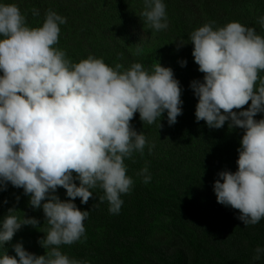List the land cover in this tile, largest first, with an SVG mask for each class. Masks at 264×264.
Returning a JSON list of instances; mask_svg holds the SVG:
<instances>
[{
    "label": "clouds",
    "instance_id": "9594fccd",
    "mask_svg": "<svg viewBox=\"0 0 264 264\" xmlns=\"http://www.w3.org/2000/svg\"><path fill=\"white\" fill-rule=\"evenodd\" d=\"M143 6L148 28L159 32L169 27L162 0H143ZM32 13L39 15L35 8ZM66 22L49 9L41 27H29L15 3H0V191L8 183L22 188L33 209L42 207L49 225L38 241L46 255L37 256L17 243L16 255L6 251L0 264H87L60 251L61 245L85 236L90 212L72 201L80 198L87 204L91 189L99 187L104 195L93 208L106 200L109 212L119 214L121 194H128L134 184L124 161L134 152L143 154L146 146L144 133L131 125L134 115L138 112L151 125L167 112L169 126L182 115V89L171 68L156 62L149 72L133 63L121 71L123 65L113 68L93 56L72 63L54 47ZM258 22L264 27V17ZM214 23L190 34L194 61L204 74L203 82L190 84L198 98L195 117L210 129L228 122L230 129L244 130L238 170L220 172L214 192L218 203L239 211L237 219L246 227L254 226L264 218V119H255L264 113V78L259 76L264 71V37L239 22L216 30ZM185 45L179 40L177 50ZM180 64L184 67L187 61ZM137 175L150 183L147 165ZM59 188L66 190L68 201L55 194ZM16 212L9 209L0 222L2 246L22 226L39 224ZM255 253L253 260H259L264 248L257 247Z\"/></svg>",
    "mask_w": 264,
    "mask_h": 264
},
{
    "label": "trees",
    "instance_id": "16d2710c",
    "mask_svg": "<svg viewBox=\"0 0 264 264\" xmlns=\"http://www.w3.org/2000/svg\"><path fill=\"white\" fill-rule=\"evenodd\" d=\"M162 2L172 10L171 0ZM0 3H15L25 15L27 25L33 28L43 25L49 9L65 17L67 22L60 25L59 43L54 47L64 51L66 58L72 63H79L93 56L103 59L113 68L116 64L123 65L121 71L130 68L133 63H140L145 70L151 72L153 65L159 62L163 67L170 65L175 70L176 77H204L194 61V46L190 44V37L186 39L187 45L183 50H180L182 47L177 50V44L171 41L172 36L177 39L188 37L193 28L183 19L180 21L169 17V27L166 30L153 32L141 16L144 10L143 0H0ZM189 6L196 11L197 22H219L218 25L213 24L214 30L230 22H239L246 27L255 28L256 33L264 37V27L258 22L264 17V0H199V4ZM34 8L39 15H33ZM170 55H174L179 63L169 64L173 59L169 61ZM184 60L187 65L182 67L180 61ZM0 75L3 73L0 72ZM259 76L264 78V71ZM187 84L190 85L183 82L186 87ZM189 103L191 105L190 100ZM250 103L245 106L246 110ZM195 112L196 108L191 110L186 105L185 111V106H182V115L177 117V122L186 125V132H191L194 139L185 149L200 156L192 166L194 173L186 175L189 178L184 192H179L177 183L165 182L169 197L164 199L156 193L158 188L152 189L143 182L142 176L129 172L136 168L126 158V175L133 179L134 184L128 194H121L123 204L119 214L109 212L106 200L98 208H93L99 203L98 197L104 195L99 187L91 189L93 197L87 204H82L81 199L76 198L72 202L81 211L90 212L84 221L85 236L81 237L80 242L61 245L60 251L63 254L78 261L85 258L98 261L103 250L108 256L106 264H264V253L260 254L259 260H253L255 249L264 248V218L258 224L246 227L237 219L238 210L211 201L215 199L214 183L219 175L212 174L214 166L201 152L204 149L209 153H218L219 159L231 164L236 172L238 149L241 147L244 130L230 129L227 123L222 135V132L210 129L205 121L197 122ZM255 119H264V113L258 114ZM131 125L137 133H144L146 142H149L145 146V153L150 144L164 146L163 138H171L177 126H169L167 112L151 125L144 124L137 112ZM201 131L202 136L200 134L197 137L196 132ZM169 143L175 144L174 141ZM174 171L181 174L178 166ZM174 171L170 170V175ZM75 183L79 186L78 180ZM189 183L195 187L193 192L188 187ZM55 194L61 201L70 199L64 188H59ZM29 201L30 196L11 183H8L7 190L0 191V222L12 208L20 218L35 216L39 221L36 227L22 226L21 235L17 239L13 238L5 246L0 245V258L6 251L8 255L15 256L13 245L17 243H22L26 251L37 256L46 255V249L38 241L45 237L49 225L42 207L33 209ZM158 220L160 222L156 224ZM158 227L168 237L175 235L172 245L155 247L153 241ZM99 230L103 231V235L96 245L97 242L91 237Z\"/></svg>",
    "mask_w": 264,
    "mask_h": 264
},
{
    "label": "rangeland",
    "instance_id": "374dc122",
    "mask_svg": "<svg viewBox=\"0 0 264 264\" xmlns=\"http://www.w3.org/2000/svg\"><path fill=\"white\" fill-rule=\"evenodd\" d=\"M133 2V0H131ZM204 1V0H202ZM219 2H222L224 0H216ZM199 4V0H171V6H172V10L169 7H166V14L167 17H174V19H180V21L183 19V21H187L188 25L193 28V31L198 29L199 27L204 25V21L203 22H197V18H196V14H195V10H192V8H190L189 5L192 4ZM216 25L219 24V22L215 23ZM195 28V29H194ZM192 32L189 33L188 37L182 36L179 37L180 39H177L176 36H172L171 41L175 42L176 44L179 43V40H183L184 43L187 42V38L189 39L190 34ZM184 46L180 49L183 50ZM177 49V47H176ZM171 53H173V51H170ZM178 54L180 55V52L178 51ZM171 58L169 59V61L172 59L171 63L169 64H173V63H179V61L175 58L174 55H170ZM177 67H179V65H177ZM167 68H171L174 72V78L177 79L180 82V86L182 89V95H181V99L183 101L182 106H185V111H186V105H188L190 107V109L192 110V108H196L197 104H198V98L194 95V91L191 89L190 85L187 84V87L185 85H183V82H188L189 84H191V82L195 81V80H199L201 82H203V78L204 77H199V76H191L189 75V77H183V79L181 77H176L175 74V70L169 65L167 66ZM259 84V81L257 82V86ZM189 100L191 102V105L189 103ZM242 110H246V108L242 109ZM234 111H240V110H234ZM227 123L225 124V126L221 129H215L218 133H221L222 131H225V127L227 128ZM177 125V126H176ZM176 129L172 135L171 138H166L164 137L163 139V143L165 144L164 146H162V144L159 145H154V147H152V151L151 153H149V147L152 146V144H150V146H148L147 148V152L145 153V151H143V154H141L140 152H134L133 153V157L130 159V161L134 164V167L136 169H132V171L129 170V172H132L134 174H138L139 170H142L146 165L148 167V172L151 175V181L150 183H147L150 187H152V189L154 188H158V191L156 193H159V195H161V197H169L167 196L166 191H168L167 187L165 186V182H172V184L177 183L178 185V189L179 192L183 193L184 192V188L187 185L186 180L189 177H186V175L190 174L192 175L193 172V164L194 162H196L195 160H197L200 156L199 154L197 155L196 152L193 151H188V149L186 148V145L189 143H191L190 141L194 140L192 137L191 132H186V125L176 122L174 125H172V127H175ZM224 132H222L223 135ZM195 135V133H193ZM201 134V135H200ZM198 135L202 136V131L201 132H196V136L198 137ZM150 140V139H149ZM197 140V139H196ZM170 141H174L175 144L172 145L171 143H169ZM149 142H146V144H148ZM177 145V147H176ZM217 145H219V142H217ZM176 147V148H175ZM145 149V148H144ZM202 153L205 154V158L206 160L212 165L214 166L212 168V174L215 175V173L219 174L222 171H231L233 173H235V168L233 166H231V164H228L227 161L225 162L224 160H220V156L218 153H209L204 151V149H202L201 151ZM186 156L187 159L186 160ZM141 157L143 158V160H145L143 162V160L141 161ZM201 161V159H200ZM180 168V172L179 173H175V169L176 167ZM175 168V169H174ZM174 171L173 175H170V170ZM139 176V175H137ZM189 189L193 192L195 190L194 185L192 184H188ZM164 191V192H163ZM214 200H211L212 202H216L217 201V197L216 195ZM165 199V198H164ZM166 211H168V209H166ZM162 214V213H161ZM171 216V215H169ZM31 218H35V216H31ZM171 219V218H170ZM160 221H156L155 223L158 224ZM160 226V225H159ZM21 230L16 233L14 235V239L16 237V239L21 235ZM163 231L160 230V228L158 227L156 229V238L152 239V241L155 243V247L157 248V246H167V245H172L173 241L175 239V235L171 234V237H168L166 233H162ZM103 235V231L99 230L98 233H95L94 235H92L91 239H93L94 242H97L96 245H98V241L101 240ZM81 241V240H80ZM79 241V242H80ZM76 246V245H75ZM110 249V248H109ZM108 249V250H109ZM101 254L99 255V259L98 261L96 259H88L85 258L84 260H82L83 262H87V264H106L107 262V254L101 250ZM69 257V256H68ZM70 259H74L72 257H69ZM78 261V260H77Z\"/></svg>",
    "mask_w": 264,
    "mask_h": 264
}]
</instances>
